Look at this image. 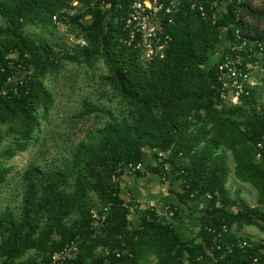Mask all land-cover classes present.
I'll list each match as a JSON object with an SVG mask.
<instances>
[{
	"label": "trees",
	"instance_id": "16d2710c",
	"mask_svg": "<svg viewBox=\"0 0 264 264\" xmlns=\"http://www.w3.org/2000/svg\"><path fill=\"white\" fill-rule=\"evenodd\" d=\"M132 1L108 0L103 8L100 0H0V87L15 65L26 71L17 92L0 98V190L12 171L6 161L39 143L55 103L45 81L68 72L73 92L80 72L93 80L100 61L107 69L95 99L85 97L71 115L75 123L93 117L96 126L69 141L61 165L30 163L20 205L0 211V264H51L66 246L75 247L73 257L56 264H249V249H211L207 228L225 227L222 241L234 246L264 240L240 234L244 227L264 234V0H231L213 22L180 5L165 26V56L149 63L122 42ZM60 25L72 47L58 35ZM235 30L255 48L261 73L240 104L227 105L217 65ZM139 163L136 176L150 171L169 186L178 182L171 192L179 204L204 199L201 216L187 225L169 203L172 216L159 220L146 208L133 223L117 171ZM230 176L253 193L252 206L240 187L231 196Z\"/></svg>",
	"mask_w": 264,
	"mask_h": 264
},
{
	"label": "built area",
	"instance_id": "2783aa9c",
	"mask_svg": "<svg viewBox=\"0 0 264 264\" xmlns=\"http://www.w3.org/2000/svg\"><path fill=\"white\" fill-rule=\"evenodd\" d=\"M106 1L100 0L103 8L107 6ZM231 0H133L129 6L127 15L121 19L123 30L127 33V37L123 39V43L130 47L140 49L141 58L144 62L149 63L155 58L162 59L165 56V51L171 41V37L165 31V26L173 23L175 15L178 13L180 5H188L191 11L196 12L204 21H215L218 13L224 11L226 5ZM76 5V3H74ZM55 20V17H53ZM225 29H222V33ZM234 39L232 42L224 43L227 47L224 53L220 54V61L217 65V80L221 84L219 92L220 99L227 105L240 104L243 95H248L247 89L255 85L254 73L257 72V63L252 62V57L255 55V48L250 45L245 37H242L238 30L234 31ZM259 47V51H261ZM17 71L12 77L7 79V84L0 87V98L17 92V85L21 84L26 71L21 64L15 65ZM3 71V69L1 70ZM221 109V104L216 105ZM264 144V135L258 147ZM159 157H165V153H158ZM259 157V155H257ZM142 165L128 164L120 167L117 172L127 171L135 173L142 171ZM117 181L116 178H113ZM206 199H210L209 195H205ZM126 207V206H125ZM150 212L165 219L172 216V211L169 205L164 207L163 213L157 209L150 207ZM151 221L150 217H147ZM211 233L212 247L211 249L223 250L231 253L234 247L239 249H249L254 252L250 255L249 264H264L260 261V257L264 256V240L259 247L247 241H242L237 244H228L222 241L223 233L227 230L222 227V231L207 228ZM75 247L66 246L60 253L52 256L51 264H56L73 257Z\"/></svg>",
	"mask_w": 264,
	"mask_h": 264
},
{
	"label": "rangeland",
	"instance_id": "374dc122",
	"mask_svg": "<svg viewBox=\"0 0 264 264\" xmlns=\"http://www.w3.org/2000/svg\"><path fill=\"white\" fill-rule=\"evenodd\" d=\"M35 32L38 33L39 30ZM58 35L64 39L68 47H72L75 39L67 33L66 27L60 25ZM218 50L213 54L217 55ZM66 67L70 70L74 68L69 63L66 64ZM106 73L107 69L101 61L97 64L93 80H90L89 77L91 72H89L87 77L89 80L80 72L75 78L76 86L73 92H71L69 85L72 79L66 77L68 72L62 71L58 77H49L45 81L47 87L54 93V106L49 112L48 121H45L42 125V131L39 134V143L26 152L18 154L13 159L6 161V165L12 167V171L0 190V211L6 208L17 209L20 205L22 191L21 175L30 163L35 162L49 167L61 165V161L66 155L63 150L67 147L69 141H76L82 138L87 129L96 126L97 123L93 117L75 123L76 120L71 118V115L80 108V103L85 97L95 99L97 95L95 89L98 87L99 75ZM256 73L261 72L258 70ZM260 104L264 105V97ZM227 160L229 165L232 166L231 159L228 157ZM227 187L231 190L232 197L234 196V188L240 187L245 201L251 203L254 200L253 193H251L249 188L233 180L232 176L228 179ZM245 228L246 232L252 236H256L258 233L262 235L256 227ZM262 236L264 238V234Z\"/></svg>",
	"mask_w": 264,
	"mask_h": 264
},
{
	"label": "crops",
	"instance_id": "0c3cea01",
	"mask_svg": "<svg viewBox=\"0 0 264 264\" xmlns=\"http://www.w3.org/2000/svg\"><path fill=\"white\" fill-rule=\"evenodd\" d=\"M119 185V197L123 201L130 202V220L133 223H137L139 213L146 208L153 207L163 213L164 207L169 203H173L177 205L182 220H184L187 225H190L193 224L192 220L201 216V210L206 204L204 199L192 203L189 202L186 205L179 204L175 194L171 192L178 190V182H172L171 186H169L168 180L161 178L150 171H143L141 176H136L134 173L123 171L119 178ZM241 197L244 199L243 192H241ZM246 203L252 206L254 200L251 203L246 201ZM164 219V217L161 218V220ZM194 230L196 231V229ZM240 234L253 239H260L263 237V233H261L262 235H259L258 233L256 236L250 235L246 232L245 227L241 230Z\"/></svg>",
	"mask_w": 264,
	"mask_h": 264
}]
</instances>
